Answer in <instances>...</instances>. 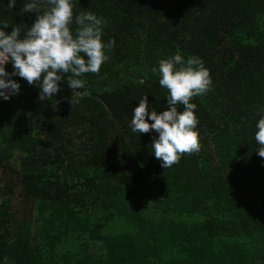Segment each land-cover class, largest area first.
Instances as JSON below:
<instances>
[{
  "label": "trees",
  "instance_id": "trees-1",
  "mask_svg": "<svg viewBox=\"0 0 264 264\" xmlns=\"http://www.w3.org/2000/svg\"><path fill=\"white\" fill-rule=\"evenodd\" d=\"M28 2L0 0L6 34L33 25ZM72 2L115 44L73 107L67 74L53 100L18 75L19 93L0 97V264H264V0ZM177 53L200 58L212 85L190 101L199 152L164 169L159 134L131 119L144 96L166 110L152 69Z\"/></svg>",
  "mask_w": 264,
  "mask_h": 264
},
{
  "label": "clouds",
  "instance_id": "clouds-1",
  "mask_svg": "<svg viewBox=\"0 0 264 264\" xmlns=\"http://www.w3.org/2000/svg\"><path fill=\"white\" fill-rule=\"evenodd\" d=\"M15 4L16 0H9L8 7L11 9ZM47 5L49 7L43 11L39 0L24 5V13L35 12L37 16L23 37L19 27H13L11 33L6 34L4 28L9 24H0V97L8 100L19 93L20 84L11 79L18 75L30 85H39L41 101L53 100L67 74L68 86L73 90L70 100L73 107L81 94L76 90L83 89L86 83L80 77L99 73L102 64L109 59L106 49L111 50L115 41L103 43L104 21L94 13L81 12L74 18L72 0H47ZM9 61L13 63L12 73L6 71ZM157 71L160 86L169 93L167 108L159 114L155 109L149 110L148 96H144L134 109L131 129L140 134L152 131L159 134L158 138H153L151 148L166 169L179 163L184 154L199 152L197 105L190 101L206 94L212 80L210 70L200 58L191 56L185 61L179 53L160 60L158 69H152L154 74ZM178 105H183V111H178ZM256 127L255 140L262 146L257 153L264 157V118Z\"/></svg>",
  "mask_w": 264,
  "mask_h": 264
}]
</instances>
